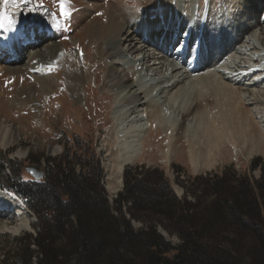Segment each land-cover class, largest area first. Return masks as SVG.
Here are the masks:
<instances>
[{"label": "rangeland", "instance_id": "374dc122", "mask_svg": "<svg viewBox=\"0 0 264 264\" xmlns=\"http://www.w3.org/2000/svg\"><path fill=\"white\" fill-rule=\"evenodd\" d=\"M110 1L124 3L133 10L139 9L140 5H142L141 8L145 6L148 11L150 10L151 20L155 19L158 25L161 24L159 21H162V25L155 30L164 31L165 35L149 34L148 44L142 41L143 45L147 46L142 53L136 57L128 56L121 61L127 68L130 79L135 83H139L140 75L138 74L141 73L147 82L152 85L157 84L155 95L160 93L165 84L162 82L165 80H172L169 82V87L178 80L188 85L191 79L204 77L211 71L226 74L228 78L230 77L231 85L237 88L240 84L233 81L237 77L233 78L232 74L247 72L246 70L251 68L252 64H258V59L264 57L262 52L264 49V0H167L166 7L161 6L164 0ZM15 2L18 7L14 8L11 0L7 5L0 0V11L5 8L15 20L14 26L0 28V47L4 46L0 49V131L12 130L18 139V142L8 150L0 148V167L8 165L10 161L14 163L13 169L6 170L4 176L0 175V182L7 178L12 179L15 174L24 180L34 179L27 171L28 166L33 165L44 172L49 160L64 152L66 141H69L71 146L75 139L76 141L77 139L93 141L104 170V178H108L114 172L112 153L116 150V148L112 149L108 135L121 116L130 122L135 123L140 120L144 124L137 141L139 146L137 149L141 150L140 158L131 164L133 166L145 164L147 167H159L164 170L179 197L185 195L184 185L191 188L201 187L206 183L204 179L208 175L222 174L226 169L234 170L239 175L247 174L252 180L261 178V169L253 170L252 168L257 158H261L264 162L263 105L250 107L241 102L243 106L254 109L252 117L255 125L251 133L240 138L236 145L228 144L229 138H223L225 147L221 149V152L211 153L208 156L209 160L216 161V166L204 172H196L190 160L188 138L178 143L176 151L170 154L169 143L172 133L166 134V131L150 119L141 107V109L129 111L126 108V112L119 108L120 94L104 86L109 64L107 61H103L91 70L94 76L90 81H76L78 78L76 77V56L79 52L86 51V59L93 57V50L96 48L91 47L86 40L87 36L80 32L84 20L90 16L91 21L106 23V18L101 16V10L94 4V0H63V8H61V0H27V2L15 0ZM32 8L39 13L28 15L29 9ZM165 8H168L167 11ZM15 12H19L20 15H15ZM20 17L28 20L34 18L33 25L40 30L47 27L43 24L45 17L50 18L51 25L48 26V30L43 31L48 36L50 34L53 37L57 36V40L47 38V41L57 43L59 50L56 58L47 59L48 63L45 62L46 60L38 63L40 59L48 56V48L37 55L35 44L25 45L22 47L25 52H31L30 55L28 54L27 62L24 63L25 67L36 66L37 70L30 69L24 74H13L6 66L12 54L9 47L14 43L10 40L12 29L17 26ZM238 24L241 27L237 26ZM169 28L170 33L167 31ZM187 35L191 36L192 40H198V43L185 46L187 42L184 37ZM136 43L139 44V40ZM216 49L220 51V55L212 63L211 56ZM161 52L165 54L169 62H161ZM41 56L45 57L41 58ZM82 63L78 62L83 67L85 62ZM88 68L89 65L83 67V70ZM39 76L50 78V82L46 83L47 87L38 84ZM76 82L81 83V87L78 88L80 95H76ZM250 84H258L262 87L264 79L251 81ZM165 87H167L166 84ZM23 92H29L32 95L27 96L28 98L24 97L23 103H27L26 106L16 105L14 98ZM173 104L174 114L180 115L183 109L181 101L173 102ZM132 111L136 113L132 114ZM167 112L171 115L170 110ZM197 119L198 117L191 116L187 125L191 122L190 126L193 127ZM255 135L258 139L260 138V141L252 145L250 136ZM121 184L122 182L119 185ZM106 191L111 199L115 198L108 189ZM0 193L13 196L5 191ZM190 199L194 200L193 197ZM27 208L16 206L13 212L7 211L4 207L0 208V222L10 228L20 223L18 210L24 211L22 216L28 220V227L15 231L18 233L0 229V247L14 248L13 237L22 236L25 233L36 234L37 217ZM134 226L139 228L142 224L134 222ZM159 231L172 244L181 243L177 235H170L162 227H159ZM2 253L0 252V264L3 260ZM33 264H38L37 259H34Z\"/></svg>", "mask_w": 264, "mask_h": 264}, {"label": "trees", "instance_id": "16d2710c", "mask_svg": "<svg viewBox=\"0 0 264 264\" xmlns=\"http://www.w3.org/2000/svg\"><path fill=\"white\" fill-rule=\"evenodd\" d=\"M66 142L42 180L15 174L0 182L37 217L36 234L0 247L1 264H264L261 158L252 168L261 169L259 180L226 169L201 187L184 185V197L159 167L128 166L123 190L111 199L93 141ZM13 164L1 166L0 175ZM159 227L181 243L172 244Z\"/></svg>", "mask_w": 264, "mask_h": 264}, {"label": "bare ground", "instance_id": "6f19581e", "mask_svg": "<svg viewBox=\"0 0 264 264\" xmlns=\"http://www.w3.org/2000/svg\"><path fill=\"white\" fill-rule=\"evenodd\" d=\"M106 1L108 0H94V4L101 10V16L106 18V23L101 24L100 22L91 21L89 20L90 16H88L80 28L81 34L87 36L86 40H88L90 46H95L96 48L93 50V57L86 59V51L79 52L76 56V77H78L76 81H90L94 76L91 70L103 61H107L109 64L108 72L104 79V86L110 91L120 94L119 108L126 112V108L129 111L130 109H139L141 107L142 110L147 112L150 119H153L166 131V134L168 132L172 133L171 142L169 143L170 154L176 151L178 143L188 138L190 140V160L196 172H204L214 168L216 161L209 160L208 156L211 153L221 152V149L225 147L223 138H229L228 144L236 145L240 138H244L251 133L255 125L252 117L254 109L245 106H264V86L250 84L251 81L264 79V57L260 60L258 59V64H252V67L246 70L247 72L232 74L233 78L237 77L233 81L240 84L237 88L231 85L230 77L228 78L226 74L211 71L204 77L191 79L188 81V85H185L184 81L178 80L169 87V82H172V80H165L162 84L165 83L167 87L163 84L164 86L160 93L155 95L157 84L152 85L147 82V79L141 76V73L138 74L140 75L139 83H135L130 79L127 68L123 66L121 61L128 56L136 57V55L142 53L147 48V46L143 45V42L148 44L149 34H152V36L165 35L164 31L158 32L155 30L162 25V21L160 20L159 23L161 24L158 25L155 19L151 20L149 17L150 10L148 11L145 6L141 8L142 5H140L139 9L133 10L124 3L109 0L106 4ZM161 6L166 7L167 0H164ZM165 9L167 11L168 8ZM29 10L28 15L39 13L34 8ZM15 15H20V13L15 12ZM244 19L247 21L246 18ZM33 20L34 18L28 20L25 17H20L17 26L12 29L10 40H13L14 43L9 47L12 54L6 68L13 74H24L30 69L37 70L36 66L25 67L24 63L29 58L28 54H31L30 51L25 52L22 48L25 45L35 44V54L37 55L48 48V56L46 58L41 56L42 59L38 63H42L45 60L47 62V59L58 56L59 47L57 43L47 41V38L57 40V36H48L47 33H44L52 23L50 18L45 17L43 20V24L47 26L43 29L44 31L37 29L33 25ZM171 26L169 27L171 28ZM237 26L241 27L240 24ZM170 28L167 30L169 33ZM150 31L151 33H149ZM16 40L19 41L16 42ZM138 40L139 44L136 43ZM184 40L188 42V45L198 43V40H192L189 35L185 36ZM48 44H50L49 47L52 46L50 49L47 47ZM2 47L4 46L1 45L0 49ZM262 52L264 53V49H262ZM161 53V62H169L165 54ZM219 55L220 51L217 49L213 51L211 56L212 63L215 62ZM78 62H85L83 67L89 65V68L83 70L82 65L78 64ZM80 65L81 69H79ZM84 77L86 78L84 79ZM37 79L38 84L43 87H47L46 83L50 82V78L39 76ZM77 82L76 95H80L78 88L81 87V83ZM175 91L176 93L174 94ZM29 95H32V93H19L14 98L15 104L26 106L27 103L24 104L23 99ZM177 101H181V106L183 107L181 114L178 116L174 114L172 106L173 102ZM241 102H244L245 106ZM166 107L168 109H165ZM167 110L171 111V115ZM134 113L136 112L132 111V114ZM191 116L198 117L193 127L190 126L191 122L187 125ZM141 122L140 120L135 123L133 121L130 122L121 116L112 131L109 132L108 138L113 147L112 149L116 148L112 153L114 172L111 177L116 182L119 181V184L121 183V175L125 166L135 161L137 162L140 158L139 152L141 153V150L140 148L137 149L139 147L137 141L144 127ZM259 141L260 138L258 139L257 135L250 136L252 145H256ZM16 142H18V139L12 130L10 132L7 130L0 131L1 149L8 150ZM199 167L201 169H198ZM0 195H3L0 199V208L4 207L7 211L11 210L13 212L16 206L26 207L22 201L12 195V197L3 193H0ZM17 213L20 217L18 225L10 228L0 222V229H8L14 231L13 233H18L15 231L28 227V220L22 216L24 211L20 212L18 210Z\"/></svg>", "mask_w": 264, "mask_h": 264}, {"label": "water", "instance_id": "95a60500", "mask_svg": "<svg viewBox=\"0 0 264 264\" xmlns=\"http://www.w3.org/2000/svg\"><path fill=\"white\" fill-rule=\"evenodd\" d=\"M130 165H132V164L130 163V164L126 165V166H130ZM126 166H125V168H124V170H123V174H124V171H125V169H126ZM27 171H28V172L31 174V176H32L33 178H35L36 180H41V179H43L44 176H45V173H44V172H42V171L39 170L38 168L34 167L33 165H32V166H28V167H27ZM123 174H122V178H121V182H122L121 185H119V183L116 182V181L113 179V177H111V176H112V173H111V175H110L108 178H106V179L104 178L103 186L105 187L106 190L108 189V190L111 192V194L113 193V194L115 195L114 197H117V194H118L119 192H121L122 189H123V186H124V178H123ZM105 182H106L107 184H105Z\"/></svg>", "mask_w": 264, "mask_h": 264}, {"label": "snow or ice", "instance_id": "6c2138e0", "mask_svg": "<svg viewBox=\"0 0 264 264\" xmlns=\"http://www.w3.org/2000/svg\"><path fill=\"white\" fill-rule=\"evenodd\" d=\"M10 2V0H3V3L7 5ZM27 2V0H25ZM12 6L18 7L15 0H11ZM61 8H63V0H61ZM68 13L65 11V15ZM15 24V20L13 19L11 13H9L7 10L0 11V28L4 27H12Z\"/></svg>", "mask_w": 264, "mask_h": 264}]
</instances>
